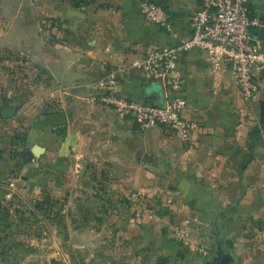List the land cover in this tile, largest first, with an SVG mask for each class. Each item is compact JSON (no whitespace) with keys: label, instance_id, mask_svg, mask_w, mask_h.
I'll list each match as a JSON object with an SVG mask.
<instances>
[{"label":"crops","instance_id":"obj_1","mask_svg":"<svg viewBox=\"0 0 264 264\" xmlns=\"http://www.w3.org/2000/svg\"><path fill=\"white\" fill-rule=\"evenodd\" d=\"M143 1L0 0V223L9 208L48 205L36 237L0 224L12 236L0 264H198V246L204 264H264V95L246 104L231 63L216 70L190 50L179 61L190 141L98 99L113 77L130 98L167 103L162 81L130 64L189 37L202 0H153L178 37ZM252 9L261 21L264 0Z\"/></svg>","mask_w":264,"mask_h":264},{"label":"built area","instance_id":"obj_2","mask_svg":"<svg viewBox=\"0 0 264 264\" xmlns=\"http://www.w3.org/2000/svg\"><path fill=\"white\" fill-rule=\"evenodd\" d=\"M141 4L148 21L178 37L169 10L153 0ZM190 25L189 37L177 44L150 47L130 64L145 76L162 81L167 93L166 105H152L124 95L113 77L98 80L99 101L132 117L141 130L162 126L182 141H190L198 123L183 116L188 101L182 94L185 79L179 73V61L185 52L198 50L213 69H219L223 62L231 63L244 102L252 103L264 81V41L256 33L262 23L253 12L252 0H202L200 9L190 18ZM3 156L0 139V159ZM128 201L137 207L145 201V196L141 190H135ZM197 249L204 256L210 254L206 246Z\"/></svg>","mask_w":264,"mask_h":264},{"label":"rangeland","instance_id":"obj_3","mask_svg":"<svg viewBox=\"0 0 264 264\" xmlns=\"http://www.w3.org/2000/svg\"><path fill=\"white\" fill-rule=\"evenodd\" d=\"M3 1H8V0H3ZM17 1H24V0H17ZM264 95V81L261 84V91H260V98H263ZM258 96V94H257ZM48 208V205L43 206L39 204H35L33 207H28L25 209H19V208H9V211L12 210V213H14L15 217L9 219V220H4L6 221L5 223H0L2 228H14L12 225L17 227V229L20 227V225H23L25 227V224L27 223V235L36 237L40 234L41 227H40V221H44L45 218V212ZM26 220V222H25ZM1 228V232L3 229ZM0 232V241H3L2 239H5L6 241H11L12 236L7 234L3 235ZM199 239V238H198ZM195 254L197 255V260L198 264H204L201 263L202 261H206L207 259H204L203 256L201 255L200 251L196 249Z\"/></svg>","mask_w":264,"mask_h":264},{"label":"water","instance_id":"obj_4","mask_svg":"<svg viewBox=\"0 0 264 264\" xmlns=\"http://www.w3.org/2000/svg\"><path fill=\"white\" fill-rule=\"evenodd\" d=\"M261 22H262V25H261V27H259V29L257 30L256 33H257L258 38L264 41V18H261ZM12 112H13V110L11 108L6 107L3 110V115L9 116ZM39 152H40L39 147H35V148H33L32 152L25 154V159H28L30 157V155H32V153L39 154Z\"/></svg>","mask_w":264,"mask_h":264},{"label":"trees","instance_id":"obj_5","mask_svg":"<svg viewBox=\"0 0 264 264\" xmlns=\"http://www.w3.org/2000/svg\"><path fill=\"white\" fill-rule=\"evenodd\" d=\"M76 1V0H74ZM261 116L264 117V102H262V112H261Z\"/></svg>","mask_w":264,"mask_h":264}]
</instances>
